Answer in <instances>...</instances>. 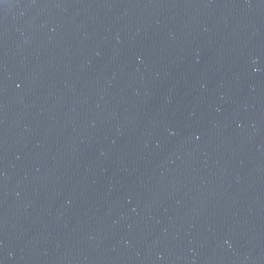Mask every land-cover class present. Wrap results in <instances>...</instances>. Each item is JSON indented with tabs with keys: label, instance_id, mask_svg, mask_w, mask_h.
Returning a JSON list of instances; mask_svg holds the SVG:
<instances>
[{
	"label": "water",
	"instance_id": "water-1",
	"mask_svg": "<svg viewBox=\"0 0 264 264\" xmlns=\"http://www.w3.org/2000/svg\"><path fill=\"white\" fill-rule=\"evenodd\" d=\"M0 264H264V0H0Z\"/></svg>",
	"mask_w": 264,
	"mask_h": 264
}]
</instances>
